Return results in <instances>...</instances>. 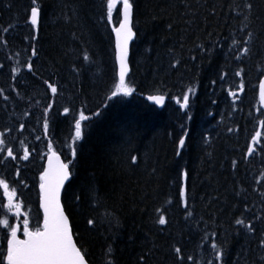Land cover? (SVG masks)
<instances>
[{
	"label": "trees",
	"instance_id": "trees-1",
	"mask_svg": "<svg viewBox=\"0 0 264 264\" xmlns=\"http://www.w3.org/2000/svg\"><path fill=\"white\" fill-rule=\"evenodd\" d=\"M30 2L0 0V89L8 91L12 106L20 102L46 107L47 100H54L52 111L62 121L55 125L59 138L71 140L69 123L80 111L88 115L83 137L75 143L73 178L65 187L63 202L89 262L104 264V252L112 244L116 264H136L137 257L149 250L148 264H179L181 258L182 264H207L214 241L225 244L223 264L257 260L258 251H242L249 247V234H237L234 220L264 216L260 195L264 187L258 183L264 173L260 150L264 129L259 125L264 119V104L259 100V80L264 77V0H250L255 7L248 20H244L245 0H133L137 36L126 82L133 92L116 97L111 96L118 81L111 29L119 16L113 13V24L101 19L107 0H41L35 41L25 40L34 34L25 22ZM243 24L248 25L245 31L240 30ZM10 25L5 33L3 29ZM248 31L253 40L245 55L240 48ZM30 43L38 50L32 57L35 75L24 67L31 55ZM85 51L88 61L83 59ZM14 67L26 74L28 85L2 77L17 76ZM238 71L240 76L235 75ZM45 80L57 83L56 97ZM242 81L244 90L236 91ZM188 86L195 88V94L189 109L181 110L173 97ZM230 90L236 91V97L229 95ZM150 94L167 95L165 105L148 101ZM4 97L0 94V100ZM64 107L72 109L66 116L60 114ZM97 112L100 115H93ZM6 121V116L0 119ZM185 129L189 136L177 156V141ZM256 131H261V141L248 158L247 146ZM69 146H60L66 160L72 159ZM132 155L138 162L130 166ZM36 167L39 170L29 177L21 175L11 183L21 197L30 199L26 203L35 222L41 217L42 165ZM184 169L189 172L187 209L178 195V176ZM95 196L102 202L100 209L93 207ZM245 205L250 211L245 212ZM105 209L115 213L120 227L104 223L89 228L86 220ZM156 209L165 215V225L156 222ZM257 228L264 229V223L257 222ZM212 232L216 236L204 241ZM251 244L254 247V239ZM174 247L181 248L180 257Z\"/></svg>",
	"mask_w": 264,
	"mask_h": 264
},
{
	"label": "snow or ice",
	"instance_id": "snow-or-ice-1",
	"mask_svg": "<svg viewBox=\"0 0 264 264\" xmlns=\"http://www.w3.org/2000/svg\"><path fill=\"white\" fill-rule=\"evenodd\" d=\"M122 4V10L118 13L120 19L118 21V26L113 25L111 31L115 35V47L114 55L115 62L118 64V81L114 85V91L111 92L112 97H116L118 94H123L125 96L131 95L133 89L128 86L126 83L125 77L129 72V43L137 36V32L134 31L133 25V15H134V2L133 0H107L106 2V15H102L101 19H106L108 24H113V12L116 9L117 3ZM239 7V5L237 6ZM254 4L250 0H245L243 4V11H246L248 15H244V20L249 19V15L253 13ZM231 8V6H230ZM42 3L41 0H31L29 8L26 10V24L34 30V34L30 37H25V40L35 41L38 39L39 27L41 23L42 16ZM215 13V9H212ZM239 15V13H238ZM11 25L8 28H4L3 31L7 33ZM168 28H172V24L168 25ZM248 25L243 24L241 31L247 30ZM2 39V38H0ZM253 40V33L248 31L247 38L242 41V46L240 52L247 55L251 49L248 47V44ZM4 44H7V41H3ZM233 44H237L236 40L232 41ZM31 48V55L28 57L24 67L27 68L29 73H34L32 57L38 55V50L35 44H29ZM198 47H203L199 45ZM17 55H19L17 53ZM239 58V56L237 57ZM83 59L88 61L90 59L88 53L85 51L83 54ZM192 59H195L193 57ZM177 64L180 63L179 60L176 61ZM3 65H0L2 68ZM20 68L14 67L12 69L13 73H19ZM236 76H240L241 72L238 71L235 73ZM16 77H13L15 79ZM223 79V76L221 77ZM213 84L216 81H212ZM44 84L47 86V89L50 90L53 97H56L58 94V86L55 82H50V80H45ZM244 83H240L236 91H243ZM236 91H229V95L236 97ZM3 93V89H0V94ZM195 94V88L193 86H188L181 95L173 97L175 103L179 105L181 110H187L190 106V97ZM5 101L8 100V97H4ZM165 95H152L148 97V100L153 101L157 105H164ZM259 100L261 104H264V78L259 80ZM54 100L51 103H48L46 107L43 108L41 116L37 118V123H41L42 120V135L45 138L49 137L50 133V123L51 118L49 113L53 109ZM72 111L69 107H64L61 115H67ZM264 115V111L261 113ZM24 115H28L27 112ZM93 115H100V113H94ZM187 118L190 120L191 116L188 115ZM89 120V117L85 115L83 111L79 112L78 117L74 118V135L72 136L73 145H70L71 157L67 161L63 159L59 152L54 148L53 142L50 138L47 139L46 147L47 154L41 156V159H46V164L42 165V170L39 173V183H38V198H39V208L42 210V217H38L36 221V227H30L29 214L24 213L23 223H22V236L18 235L21 232L20 224H10L7 218L0 219V225L4 226L6 229L5 240L6 247L0 243V264H89V261L86 259V251L82 250V246H78V239L74 235L73 225L70 220V216L67 214L65 205L62 202V192L65 190L66 182L71 180L73 175L71 169L74 166V160L77 157V150L74 146L75 143L82 139V122ZM259 125L264 129V119L259 121ZM184 128V125H181ZM19 128L23 130L25 124L21 123ZM11 128H5L4 131L0 132V154H4V161L11 159L13 161L23 160L28 161L32 155V152H36L37 149L33 147L31 151L29 147L24 144V141H20L23 145L22 155L17 153L15 149L10 145L9 141L6 139V135L11 133ZM232 131V129H228ZM189 136V131L184 130L183 135H181L177 141V151L176 155L181 156L182 150L186 146V140ZM262 137L261 131H256L251 138V143L247 146V151L245 156L250 157L256 152V144L260 141ZM41 136L35 137L37 141L41 140ZM15 139V137H13ZM261 152H264V146L261 147ZM0 161V163L4 162ZM138 162V158L135 155L130 156L129 165H135ZM237 166V161H232V167ZM21 170L19 167L15 169V176L20 177ZM262 179L258 181L262 187H264V173L261 174ZM178 179L181 181L178 195L181 198V201L185 207L188 208L189 202V189H188V179L189 172L184 169L180 171ZM20 184H24L23 180L19 181ZM0 188L3 189L5 196L7 197V213H14L15 217L19 219L21 215V208L23 206V201L17 198V190L15 188L10 189V185L5 178H0ZM260 195L264 197V192H261ZM16 198V199H14ZM75 202H79L80 197H74ZM93 207L100 209L102 207V202L98 196L94 197ZM250 211L247 205H245V212ZM156 212L159 213L157 223L160 225H165L168 221L165 215L162 213L161 209H156ZM187 215H191L189 211ZM243 216V213L241 214ZM257 222L264 223V216L253 215L251 218L245 220L244 218H236L234 224L239 226L236 229L237 234L240 232H246L249 234V247L242 249L245 252H254L258 251L259 255L257 260H253L250 264H264V229L257 228ZM108 223L113 225L116 228L120 227V220L115 216V213L109 212L105 209L102 212H99L97 216H93L86 220V225L95 229L97 225H103ZM257 232L259 235L257 236ZM216 236L215 232L211 234H206L203 238L204 241H207L208 236ZM255 240L254 247L251 244L252 240ZM174 253L177 257H180L181 248L174 247ZM115 249L112 244H108L104 252L105 261L104 264H116L115 260ZM211 253L212 258L207 261V264H223L224 257L227 254L226 247L224 243L212 242L211 243ZM151 254V250L146 253L139 255L136 259V264H148V257ZM187 260L192 261L193 257L188 256ZM179 264H182V258ZM195 264V262H194ZM239 264V261H237ZM248 264V262H246Z\"/></svg>",
	"mask_w": 264,
	"mask_h": 264
},
{
	"label": "rangeland",
	"instance_id": "rangeland-1",
	"mask_svg": "<svg viewBox=\"0 0 264 264\" xmlns=\"http://www.w3.org/2000/svg\"><path fill=\"white\" fill-rule=\"evenodd\" d=\"M30 104L31 103L20 104V102H19V104L17 105V109H21V110H20L19 114L17 113L15 115H18V119H19L20 122L24 118V116H25L24 113L25 112H28V114H31V119L34 120V121H36L37 118L41 116V113H42L44 107H38V106L37 107H33ZM24 129H25V132L30 136V133H29L28 129L26 127Z\"/></svg>",
	"mask_w": 264,
	"mask_h": 264
},
{
	"label": "water",
	"instance_id": "water-1",
	"mask_svg": "<svg viewBox=\"0 0 264 264\" xmlns=\"http://www.w3.org/2000/svg\"><path fill=\"white\" fill-rule=\"evenodd\" d=\"M114 37H115V35H114ZM134 39H135V38H134ZM134 39H133V40H134ZM133 40H132V41H133ZM132 41L129 43V55H130V46H131ZM128 59H129V58H128ZM128 64H129V63H128ZM117 65H118V64H117ZM118 70H119V69H118ZM129 72H130V66H129ZM129 72H128V73H129ZM127 75H128V74H127ZM127 75H126V77H127ZM126 77H125V80H126ZM152 102H153V101H152Z\"/></svg>",
	"mask_w": 264,
	"mask_h": 264
},
{
	"label": "bare ground",
	"instance_id": "bare-ground-1",
	"mask_svg": "<svg viewBox=\"0 0 264 264\" xmlns=\"http://www.w3.org/2000/svg\"><path fill=\"white\" fill-rule=\"evenodd\" d=\"M260 67V66H259ZM250 69V68H249ZM15 107V109H17V106H14ZM8 119V118H7ZM30 137H31V135H30Z\"/></svg>",
	"mask_w": 264,
	"mask_h": 264
},
{
	"label": "flooded vegetation",
	"instance_id": "flooded-vegetation-1",
	"mask_svg": "<svg viewBox=\"0 0 264 264\" xmlns=\"http://www.w3.org/2000/svg\"><path fill=\"white\" fill-rule=\"evenodd\" d=\"M3 117V115L0 113V118Z\"/></svg>",
	"mask_w": 264,
	"mask_h": 264
}]
</instances>
